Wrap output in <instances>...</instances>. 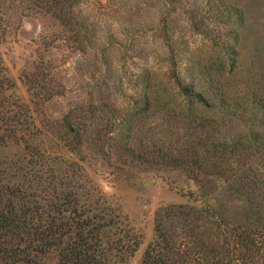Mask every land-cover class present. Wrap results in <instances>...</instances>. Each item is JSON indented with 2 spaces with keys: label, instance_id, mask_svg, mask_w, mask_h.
<instances>
[{
  "label": "trees",
  "instance_id": "trees-1",
  "mask_svg": "<svg viewBox=\"0 0 264 264\" xmlns=\"http://www.w3.org/2000/svg\"><path fill=\"white\" fill-rule=\"evenodd\" d=\"M14 1L0 0V12ZM20 1L51 13L70 32L77 24L75 7L83 2ZM236 8L229 7L234 41L226 51V70L216 71L203 60L191 66L186 78L175 63L165 71L143 67L135 79L140 107L119 122L110 119L104 103L64 115L61 139L70 162L60 169H52L51 151L33 145L32 117L8 94L0 57V151L21 148L24 156L14 178L22 175L30 183L12 181L0 171V264H47L50 255L56 264H126L137 251L140 238L130 219L81 174L85 135L95 124L103 126L95 138L100 153L111 150L120 165H166L199 188L189 191L187 203L160 209L142 264H264V82L248 86L243 95L234 89ZM80 48L86 53L96 49L87 34ZM150 109L163 110L156 128L164 135L148 145L135 143L129 126ZM222 185L228 193L224 204L213 193Z\"/></svg>",
  "mask_w": 264,
  "mask_h": 264
},
{
  "label": "rangeland",
  "instance_id": "rangeland-1",
  "mask_svg": "<svg viewBox=\"0 0 264 264\" xmlns=\"http://www.w3.org/2000/svg\"><path fill=\"white\" fill-rule=\"evenodd\" d=\"M233 4L238 8L233 17L238 32L232 37L239 35V41L233 47L238 55L231 51L238 66L232 81L243 95L248 86L264 82V0H83L74 10V32L51 13L30 9L20 0L8 3V10L1 9L0 57L8 94L26 105L33 145L51 151L52 169L70 162L61 139L64 115L77 107L104 103L110 119L117 117L119 122L140 107L135 79L143 67L165 71L175 63L186 78L191 66L203 60L216 71L226 70V51L232 50L229 44L234 41L228 19ZM85 34L96 47L89 53L80 48ZM28 79L36 85L35 100ZM163 117L159 109L142 113L129 126L132 141L148 145L161 138L164 131L156 125ZM102 127L89 126L81 174L130 219L140 245L126 264H142L155 238L157 213L166 205L187 203L189 191L198 193L199 188L186 174L166 165L137 161L120 165L111 150L100 153L95 138ZM23 156L14 145L0 151V171L8 172L12 181L30 185L22 175L14 178ZM213 193L225 203L224 185ZM45 262L56 264V259L50 255Z\"/></svg>",
  "mask_w": 264,
  "mask_h": 264
}]
</instances>
